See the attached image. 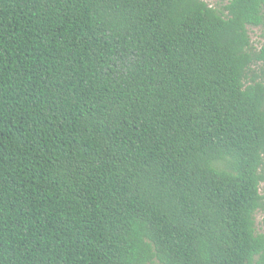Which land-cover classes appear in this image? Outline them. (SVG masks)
<instances>
[{
  "label": "trees",
  "instance_id": "trees-1",
  "mask_svg": "<svg viewBox=\"0 0 264 264\" xmlns=\"http://www.w3.org/2000/svg\"><path fill=\"white\" fill-rule=\"evenodd\" d=\"M220 1L0 0V264H264V0Z\"/></svg>",
  "mask_w": 264,
  "mask_h": 264
},
{
  "label": "rangeland",
  "instance_id": "rangeland-1",
  "mask_svg": "<svg viewBox=\"0 0 264 264\" xmlns=\"http://www.w3.org/2000/svg\"><path fill=\"white\" fill-rule=\"evenodd\" d=\"M207 2L210 5H216L218 3H220V0H207ZM227 3V0L224 1V4ZM249 34L251 37V41L252 44L255 48H260L261 44L264 42L263 38H262V31L259 28H253V27H249ZM262 192L264 193L263 189H264V184L262 185ZM256 227H257V231L259 233H263L264 234V211H259L256 213Z\"/></svg>",
  "mask_w": 264,
  "mask_h": 264
}]
</instances>
